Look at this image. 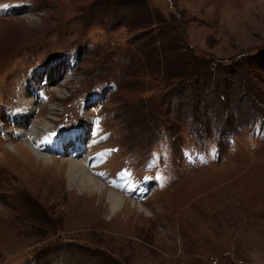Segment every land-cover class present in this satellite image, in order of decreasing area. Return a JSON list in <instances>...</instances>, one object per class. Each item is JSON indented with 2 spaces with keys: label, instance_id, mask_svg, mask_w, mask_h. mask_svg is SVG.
<instances>
[{
  "label": "rangeland",
  "instance_id": "1",
  "mask_svg": "<svg viewBox=\"0 0 264 264\" xmlns=\"http://www.w3.org/2000/svg\"><path fill=\"white\" fill-rule=\"evenodd\" d=\"M203 60L225 93L175 119L194 91L166 94ZM0 264H264V0H0Z\"/></svg>",
  "mask_w": 264,
  "mask_h": 264
},
{
  "label": "trees",
  "instance_id": "2",
  "mask_svg": "<svg viewBox=\"0 0 264 264\" xmlns=\"http://www.w3.org/2000/svg\"><path fill=\"white\" fill-rule=\"evenodd\" d=\"M186 56V55H184ZM186 58V57H185ZM202 61V60H201ZM184 63V61L182 62ZM196 65H192L191 66V71H187L186 75L184 77H182L181 79H178L177 83L173 84V89L169 90L166 94V97L169 96V94L173 91V92H182L183 90H186L188 88L189 89H193L194 94L191 97L190 100H181L180 104L178 105L179 108L177 109L178 111L175 112V119H178L180 117L179 113L180 111L182 113H185L186 111L189 113H192L191 118L197 119L199 120L200 124H203L204 120H203V115H204V111L205 108H203L202 105V101L204 99H208L207 101L209 102L210 100L214 99L213 97H219L222 94H224V87H225V77L222 76L219 78H217V75H215L214 79H212V77L210 76V74L212 75V73L214 72L215 74H219L220 71H224L223 68H221L220 70V64L219 61H214V62H210L209 65L204 64L205 61L203 60V62H199L196 61ZM189 64V62H188ZM251 65V63H250ZM198 66V67H197ZM192 68H196L192 69ZM219 68V70H218ZM241 69V67H240ZM219 71V73H218ZM225 72V71H224ZM244 73H242V78L244 79V81L247 83V90L245 92V95H251V96H256V94H254V92L250 91V83L247 82V80L249 79V75L247 73H245V71H243ZM209 86H212L211 90H207ZM248 92V93H247ZM159 113H161V115H167L169 113V108H164L163 106H160ZM203 112V113H202ZM194 114V115H193ZM218 124H220V126H226L227 125V119L225 118H221L218 120ZM162 126V124L160 125ZM164 127V125H163ZM167 129V128H166Z\"/></svg>",
  "mask_w": 264,
  "mask_h": 264
},
{
  "label": "bare ground",
  "instance_id": "3",
  "mask_svg": "<svg viewBox=\"0 0 264 264\" xmlns=\"http://www.w3.org/2000/svg\"><path fill=\"white\" fill-rule=\"evenodd\" d=\"M45 125L46 124L42 125L43 131L45 130V132H47L48 128H46L47 126L44 128ZM71 135H73V134H71ZM22 136H23V133H22ZM78 137H80V136H78ZM25 138H26V140H28L31 138V136H29L27 133V137H25ZM53 140L48 139L46 142H44V141L41 142V141H38L35 139L31 140V142L33 144V145H30L31 152L43 164H48L50 162L52 164L55 162V159H53L52 157H48L47 155L39 152L41 150H46V151L50 150V152H51L52 148L50 147L51 143H49V142L53 141ZM55 140L57 141V144L52 145V146H56V148L58 147L57 152L62 153L63 151H62L61 147H64L63 144L66 143V141H67V135H65L63 133H59L58 135L55 136ZM78 140H80V139H78ZM78 140L76 138L74 144H76V142ZM75 149L78 153L81 152L80 148H79V144H76ZM60 164H61V166H63V169H64L63 173H65L66 178H67L69 183H74L82 191L91 192L90 193L91 197H95V196H93L94 194L97 195L99 202H101L104 198H107L108 208L110 210V213L113 216L117 215V211H119V209L122 206L125 207L127 205V200L122 195H120L119 193H117L115 191L108 190L106 187H103V185L98 180H95L91 175H89L86 167L88 164H90V162H88V164H87V160H84L80 163V161H75L73 159H69V161H67V162L63 161V162H60ZM106 194H107V196H106Z\"/></svg>",
  "mask_w": 264,
  "mask_h": 264
},
{
  "label": "snow or ice",
  "instance_id": "4",
  "mask_svg": "<svg viewBox=\"0 0 264 264\" xmlns=\"http://www.w3.org/2000/svg\"><path fill=\"white\" fill-rule=\"evenodd\" d=\"M100 175H104L103 173H101Z\"/></svg>",
  "mask_w": 264,
  "mask_h": 264
}]
</instances>
